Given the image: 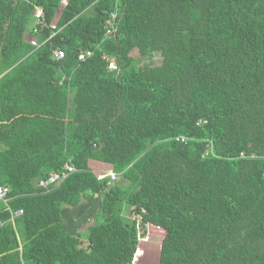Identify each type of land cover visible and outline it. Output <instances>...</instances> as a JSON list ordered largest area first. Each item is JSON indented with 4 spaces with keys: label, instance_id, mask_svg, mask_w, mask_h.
I'll return each instance as SVG.
<instances>
[{
    "label": "trees",
    "instance_id": "trees-1",
    "mask_svg": "<svg viewBox=\"0 0 264 264\" xmlns=\"http://www.w3.org/2000/svg\"><path fill=\"white\" fill-rule=\"evenodd\" d=\"M63 1L0 0V264H133L149 226L157 264H264V0Z\"/></svg>",
    "mask_w": 264,
    "mask_h": 264
},
{
    "label": "rangeland",
    "instance_id": "rangeland-1",
    "mask_svg": "<svg viewBox=\"0 0 264 264\" xmlns=\"http://www.w3.org/2000/svg\"><path fill=\"white\" fill-rule=\"evenodd\" d=\"M65 2V1H64ZM58 20V17L55 19V22ZM92 168L94 170L95 174H98V172L100 171H107L108 167L106 164L103 163H98V162H92ZM128 181H122V184L125 185ZM148 236H147V240L144 243H149V242H153V245L150 248H146L145 250L141 251L140 256H138V260L135 261V263L133 264H157L156 260L154 257L151 256L152 253H154L156 246L159 243V240H161L162 235H165V230L159 227H148ZM144 247V246H143ZM144 249V248H143Z\"/></svg>",
    "mask_w": 264,
    "mask_h": 264
},
{
    "label": "built area",
    "instance_id": "built-area-1",
    "mask_svg": "<svg viewBox=\"0 0 264 264\" xmlns=\"http://www.w3.org/2000/svg\"><path fill=\"white\" fill-rule=\"evenodd\" d=\"M112 19H109L108 23L110 25H112L113 23V20L115 19L116 17V14L113 13L112 14ZM31 43L33 44H37V41L36 40H33L31 41ZM54 54V57L57 58V59H61L64 57V52L62 50H55L53 52ZM87 54H90L89 52ZM183 140H185L184 138H182ZM68 170L69 171H74L76 170V168L74 166H67ZM110 178V180L112 181L115 180L117 178V173L114 172L113 170H109L107 172H100L97 174V178L98 179H105V178ZM60 178V175L59 174H54L52 173V175L50 176L49 180L47 183H53V182H56L58 179ZM45 183V182H44ZM43 182L41 184H44ZM7 193H8V189L6 187H0V199H3V200H7L6 199V196H7ZM23 212V210H19L18 212H16L15 214L18 215V214H21ZM6 223V221H1L0 222V227H2L4 224Z\"/></svg>",
    "mask_w": 264,
    "mask_h": 264
},
{
    "label": "crops",
    "instance_id": "crops-1",
    "mask_svg": "<svg viewBox=\"0 0 264 264\" xmlns=\"http://www.w3.org/2000/svg\"><path fill=\"white\" fill-rule=\"evenodd\" d=\"M92 162H95V161H90V166H91V167H92V165H91V164H92ZM98 163H100V162H98ZM102 163H103V162H102ZM103 164H106V163H103ZM106 165H107V166H109V167H108V169H110V168H111V166H110L109 164H106Z\"/></svg>",
    "mask_w": 264,
    "mask_h": 264
},
{
    "label": "clouds",
    "instance_id": "clouds-1",
    "mask_svg": "<svg viewBox=\"0 0 264 264\" xmlns=\"http://www.w3.org/2000/svg\"><path fill=\"white\" fill-rule=\"evenodd\" d=\"M64 1H66V0H64ZM64 1H63V4L65 3ZM38 11H39V10H38ZM177 141H180V139L177 140ZM185 141H186V140H185ZM107 171H109V169H108ZM107 171H100V172H107ZM100 172H98V173H100Z\"/></svg>",
    "mask_w": 264,
    "mask_h": 264
}]
</instances>
